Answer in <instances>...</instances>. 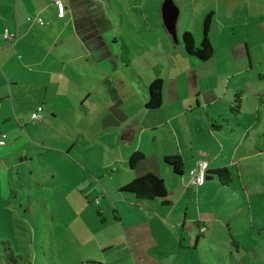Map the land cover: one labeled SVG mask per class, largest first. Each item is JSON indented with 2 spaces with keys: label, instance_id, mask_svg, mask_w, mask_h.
I'll return each instance as SVG.
<instances>
[{
  "label": "crops",
  "instance_id": "crops-1",
  "mask_svg": "<svg viewBox=\"0 0 264 264\" xmlns=\"http://www.w3.org/2000/svg\"><path fill=\"white\" fill-rule=\"evenodd\" d=\"M63 1L60 13L55 0H0L1 170H12L6 159L13 151L42 175L39 160L62 155L64 168L98 171L103 188L113 186L98 203L113 205L122 226L137 210L130 206L140 204L137 216L154 245L164 247L162 229L170 240L165 249L195 248L211 222L200 207L204 189L231 186L233 173L243 183L251 175L253 184L264 174V0H173L177 41L164 23V0ZM208 12L213 53L201 60L186 52L182 34L190 31L198 45ZM37 15L45 22L28 20ZM155 79L163 82L162 101L148 108ZM236 93L241 104L233 111ZM37 105L42 117L33 122ZM135 151L142 157L131 166ZM169 154L182 157L181 174L164 161ZM199 160L206 172L193 184ZM217 168L228 169V183L212 172ZM146 173L164 179L165 197L121 189ZM112 179L115 185L107 183Z\"/></svg>",
  "mask_w": 264,
  "mask_h": 264
},
{
  "label": "rangeland",
  "instance_id": "rangeland-1",
  "mask_svg": "<svg viewBox=\"0 0 264 264\" xmlns=\"http://www.w3.org/2000/svg\"><path fill=\"white\" fill-rule=\"evenodd\" d=\"M19 153L6 159L11 171L1 170L0 159V264H264L263 171L256 184L251 175L243 183L233 173L231 186L218 182L205 188L200 207L211 219L206 235L195 248L165 249L170 240L162 229L164 247L144 234L140 204L130 206L137 209L130 215L122 213V226L113 205L98 203L102 194L113 192V186L103 188L105 178L98 171L64 168L67 160L58 155L40 159L45 175L34 174Z\"/></svg>",
  "mask_w": 264,
  "mask_h": 264
},
{
  "label": "trees",
  "instance_id": "trees-1",
  "mask_svg": "<svg viewBox=\"0 0 264 264\" xmlns=\"http://www.w3.org/2000/svg\"><path fill=\"white\" fill-rule=\"evenodd\" d=\"M212 12H208L203 21V38L200 43L195 44L193 34L186 30L182 34V41L184 48L188 54L196 56L201 60L208 59L213 53V47L209 40V31L211 28ZM121 58L123 62L128 61L127 47L125 44L121 45ZM162 86L161 79L152 80L148 85L149 97L145 102L148 108H154L161 104L162 101ZM241 98L240 93H236L232 102L231 110L238 111L240 109ZM142 157L141 152L135 151L129 157V163L133 166L137 160ZM164 161L172 168L176 174L183 172V160L178 154H169L164 157ZM223 183L230 181L229 171L227 168H217L213 170ZM122 190L132 192L139 197L155 198L165 197L167 194V186L164 179L153 173H146L138 176L121 187Z\"/></svg>",
  "mask_w": 264,
  "mask_h": 264
},
{
  "label": "built area",
  "instance_id": "built-area-1",
  "mask_svg": "<svg viewBox=\"0 0 264 264\" xmlns=\"http://www.w3.org/2000/svg\"><path fill=\"white\" fill-rule=\"evenodd\" d=\"M55 3H56V6H57V9L60 13H63L65 11V2L63 0H55ZM36 20L37 22L39 23H44V19L37 15V16H29L28 17V20ZM5 37L7 39H13L14 38V35L13 34H10V33H7L5 32L4 33ZM43 110V106L42 105H37L35 107V109L32 111L31 113V119L33 122L35 121H38L41 119L42 117V114H41V111ZM4 143V140L2 139V137H0V146ZM206 165H207V162L205 160H199L197 162V166L194 167L191 171V175H190V180L189 182L190 183H193V184H200L203 182L204 180V176H205V172H206Z\"/></svg>",
  "mask_w": 264,
  "mask_h": 264
},
{
  "label": "water",
  "instance_id": "water-1",
  "mask_svg": "<svg viewBox=\"0 0 264 264\" xmlns=\"http://www.w3.org/2000/svg\"><path fill=\"white\" fill-rule=\"evenodd\" d=\"M162 16L167 30L172 35L173 39L177 41L176 33V18L178 7L173 0H164L161 7Z\"/></svg>",
  "mask_w": 264,
  "mask_h": 264
}]
</instances>
